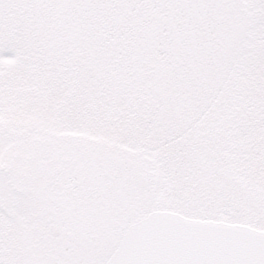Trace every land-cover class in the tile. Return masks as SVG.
I'll return each instance as SVG.
<instances>
[{
	"label": "snow or ice",
	"instance_id": "1",
	"mask_svg": "<svg viewBox=\"0 0 264 264\" xmlns=\"http://www.w3.org/2000/svg\"><path fill=\"white\" fill-rule=\"evenodd\" d=\"M0 264H264V0H0Z\"/></svg>",
	"mask_w": 264,
	"mask_h": 264
}]
</instances>
